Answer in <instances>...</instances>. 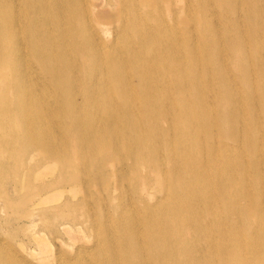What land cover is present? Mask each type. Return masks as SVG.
Instances as JSON below:
<instances>
[{
    "label": "bare ground",
    "instance_id": "6f19581e",
    "mask_svg": "<svg viewBox=\"0 0 264 264\" xmlns=\"http://www.w3.org/2000/svg\"><path fill=\"white\" fill-rule=\"evenodd\" d=\"M106 1L0 0V194L24 176V226L86 237L0 264H264V7Z\"/></svg>",
    "mask_w": 264,
    "mask_h": 264
},
{
    "label": "rangeland",
    "instance_id": "374dc122",
    "mask_svg": "<svg viewBox=\"0 0 264 264\" xmlns=\"http://www.w3.org/2000/svg\"><path fill=\"white\" fill-rule=\"evenodd\" d=\"M36 1L37 0H32V3H35ZM91 2L95 5L98 12L106 13L107 16L109 15L111 17L117 15V10H112V6H110L106 0H91ZM251 7H264V0H253L251 2ZM211 13L212 15L216 14L215 12ZM187 14L188 12L186 13V15ZM212 18L213 16L210 17V19ZM105 22L107 23L105 24L104 28L106 29L107 33L111 35V32L109 31L111 30L112 23H108V18L105 19ZM193 26H195L194 23L192 21H189V34H195V29ZM240 30H243V28L239 29V31ZM214 50V58L223 57L224 47L221 44H219L218 47ZM205 74L207 76H210V69L205 70ZM204 104L210 107L211 117H214L215 120L220 122L221 115L218 112V108L216 106H212L209 99H205ZM218 128L220 129L221 135L224 137L230 133L228 125L219 124ZM261 152L263 154L264 148H262ZM13 154L15 155V151L11 150L5 154V156L7 157L5 158L6 165L14 164V157L12 156ZM1 186L3 188L4 194H0V245L5 246V244H9L7 243L8 240V242L11 243L9 245L12 248L22 252L34 263H39V261H37L31 255L33 251L36 252L35 242L34 240L27 239V235L31 232V230L32 232L36 231V235L40 234L41 236L45 237V240L47 241L51 252H54L58 248L69 250L73 245L81 241L76 240L73 242V239H71L69 235L65 234L67 233L66 230H64L65 232L63 231L64 228L66 229L64 225H67L69 229L67 230L71 231L73 234L79 232L78 236L80 235L81 237H85L84 231L79 224L71 225L69 223H59L56 230H50L49 228L43 226L39 220H37V223L30 224L29 226H24V209L27 208L31 202V200H27L25 198L24 176L18 178L17 175H13L7 182H5L4 184L2 183ZM6 202L7 204H5ZM54 220L57 221L58 217L55 216ZM234 264L245 263L241 260L237 261Z\"/></svg>",
    "mask_w": 264,
    "mask_h": 264
}]
</instances>
